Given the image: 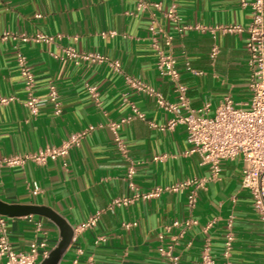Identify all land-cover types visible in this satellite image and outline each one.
<instances>
[{
  "label": "crops",
  "instance_id": "0c3cea01",
  "mask_svg": "<svg viewBox=\"0 0 264 264\" xmlns=\"http://www.w3.org/2000/svg\"><path fill=\"white\" fill-rule=\"evenodd\" d=\"M144 1L146 9L138 11L135 0H0V36L8 34L0 39V96L14 97L0 104V201L47 207L73 228L58 264H167L157 250L159 234L164 244L174 245L177 264H200L206 238L217 264H264L262 226L250 192L241 187L243 162L239 157L221 161L219 177L205 182L192 206L186 190H162L143 197L155 187L193 176L207 178L210 169L197 154L188 152L185 126L168 127L173 113L127 81L140 80L167 101H175L169 80L156 69L149 31L153 23L157 42L176 59L191 108L208 102L212 114L225 95L237 106H247L249 69L244 41L250 6L238 0H177L179 25L238 24L243 28L239 32L180 33L176 23L165 16L167 0ZM36 33L60 37L36 41L32 39ZM166 35L171 36L168 46ZM213 44L219 47L215 57L210 55ZM67 48L101 54L108 60L69 58ZM19 52L33 71L35 95L44 98L48 84L56 85L58 110L44 101L32 117L23 106L26 93L16 64ZM115 59L121 72L109 64ZM187 64L192 70L186 69ZM132 105L144 118L135 117L118 130L134 164L128 178V161L116 148L108 123L130 114ZM83 130L86 135L58 160L45 164L26 160L18 165L3 161L59 145ZM154 156L162 158L154 160ZM116 198L131 200L116 204ZM22 208L14 209L13 215L1 214L12 248L27 251L36 239L44 241L50 251L60 239L58 226L45 215L24 214ZM96 211L100 215L94 226L74 231ZM188 216L198 223L179 235L181 226H172V222ZM230 217L234 240L225 259L224 233ZM130 222L135 224L124 226Z\"/></svg>",
  "mask_w": 264,
  "mask_h": 264
},
{
  "label": "built area",
  "instance_id": "2783aa9c",
  "mask_svg": "<svg viewBox=\"0 0 264 264\" xmlns=\"http://www.w3.org/2000/svg\"><path fill=\"white\" fill-rule=\"evenodd\" d=\"M169 6L165 11V16L176 23L175 28L178 32L185 30L210 31L214 33L217 30L222 32H239L243 28L238 24H221L216 26H204L200 24H181L178 23L177 0H167ZM242 6H250V21L246 27V37L244 41L245 50L247 52V66L249 69L248 88L250 91V99L247 106H237L229 95H225L220 103L215 107L214 112L209 114L210 105L205 102L198 108L189 106V98L187 95V87L181 80L180 71L176 66L175 57L165 51L157 42L155 33L156 28L153 23L149 25V31L152 39V47L156 53V69L158 74L167 78L171 84L175 94V101H167L163 95L152 86L132 78H127L128 83L137 91L147 96L153 97L157 105L173 113L168 120V127L175 124H183L186 130V140L188 142V152L197 154L202 164L208 165L210 176L189 177L176 183L169 184L164 187H155L150 192L143 195L149 197L156 195L162 190L182 192L187 191V201L190 206L194 205L199 190L205 187V182L209 179H217L219 177L223 160H232L239 157L243 162L241 171L240 184L241 187L248 190L252 196L253 208L256 211L261 222L262 232L264 236V0H238ZM136 10L143 11L147 7L144 0H135ZM39 16V14L37 15ZM8 34H3L0 39L5 38ZM54 37L59 38L60 35L52 36L42 33H36L32 36L33 40L51 42ZM22 40H27L26 36H21ZM171 36L166 35L164 38L165 45H169ZM219 51V47L213 44L210 55L215 57ZM66 57L74 59H90L97 61L108 60L101 54L79 53L73 48L65 50ZM16 64L22 77L23 87L25 90V98L22 101L30 116L35 117L44 101L51 102L58 110V91L54 83L47 86L46 95L41 98L34 94V74L27 62L24 54L16 55ZM109 64L116 72H121V64L119 60H109ZM186 69L192 70L187 64ZM93 95H96L94 88H90ZM14 100L13 96H0V104H6ZM143 119L144 114L132 105V112L119 120L110 121L109 128L114 134V143L118 151L128 161L127 177L131 178L134 173V164L129 157V147L127 142L120 136L118 130L122 124L129 123L133 118ZM156 126L154 123H150ZM87 130H83L70 135L59 145H47L35 152L15 154L4 158L7 165L22 164L26 160L45 164L47 161L58 160L63 158L69 151V148L79 143L81 138L85 136ZM162 156H154V160H158ZM139 195L136 194L135 197ZM131 199L116 198L114 203H128ZM100 212L96 211L92 216L81 222L74 231L92 227L96 224ZM197 220L191 216L183 220H174L172 226H181V235L184 230L193 225H197ZM135 222L125 223L128 227ZM212 224V220L205 225L206 230ZM223 256L228 258L234 234L232 231L231 217L225 225ZM99 236L98 239H103ZM161 244L158 246V252L166 260L167 264H177L178 255L173 252L174 245L172 243H163V234L158 235ZM190 243L188 242L187 245ZM44 241L33 240L29 244L27 251H16L12 248L6 229V220L0 214V259L4 260V264H40L39 258L48 255ZM200 264H217L210 254V246L208 238L205 239L200 252ZM222 264H230L228 261Z\"/></svg>",
  "mask_w": 264,
  "mask_h": 264
},
{
  "label": "water",
  "instance_id": "95a60500",
  "mask_svg": "<svg viewBox=\"0 0 264 264\" xmlns=\"http://www.w3.org/2000/svg\"><path fill=\"white\" fill-rule=\"evenodd\" d=\"M23 206L8 205L0 201V214L13 215L14 209L22 208ZM24 214L38 213L49 217L59 228L60 239L57 244L48 252V255L41 260L40 264H58L62 254L69 246L72 235L73 228L66 223V221L44 206H24Z\"/></svg>",
  "mask_w": 264,
  "mask_h": 264
}]
</instances>
